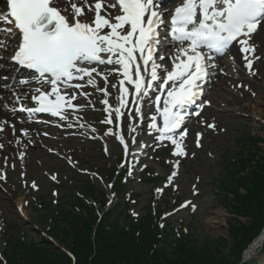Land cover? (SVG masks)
<instances>
[{"label": "snow or ice", "instance_id": "6c2138e0", "mask_svg": "<svg viewBox=\"0 0 264 264\" xmlns=\"http://www.w3.org/2000/svg\"><path fill=\"white\" fill-rule=\"evenodd\" d=\"M262 22L264 0H6V9L0 11V63L30 70L28 76H37L36 82L48 88L34 89L30 96L33 107L25 104L27 92L21 94L13 88L12 99L0 107L10 103L12 111L29 116L49 114L65 121L69 110L87 107L73 103L75 90L80 89L87 98L91 93L82 90L90 87L102 93V110L106 112L102 123L112 126L106 134L118 138L126 156L135 157L140 154L137 149L150 147L147 141L136 139L140 132L151 137L153 149L170 143V154L177 160L165 185L173 186L179 159L188 156L184 143L187 118L200 115L190 109L203 95L209 69L217 66L218 56L229 54L235 46L243 53L249 73L255 75L253 64L261 57L256 55L252 38L258 28L264 31ZM167 45L174 48V54L168 56L171 67L160 63L166 60ZM110 77L118 80L112 84L118 91L115 106L108 99ZM9 79L0 76L5 82ZM18 83L27 85L30 80ZM130 96L134 97L131 104ZM145 98L151 100L149 109L154 105L147 120ZM4 123L15 135V125L8 119ZM206 126L216 128L214 123ZM22 135L27 137L28 131L22 130ZM196 137L200 147L202 133ZM130 145H135L131 152ZM3 147L0 143V149ZM23 156L20 153L21 160ZM119 167L126 176L136 170L135 162L128 165L127 160ZM31 187L37 185L33 182ZM156 191L162 194L164 187ZM192 207L194 210L195 205Z\"/></svg>", "mask_w": 264, "mask_h": 264}, {"label": "rangeland", "instance_id": "374dc122", "mask_svg": "<svg viewBox=\"0 0 264 264\" xmlns=\"http://www.w3.org/2000/svg\"><path fill=\"white\" fill-rule=\"evenodd\" d=\"M0 7V11H3L5 0H0ZM261 27H264V22ZM252 42L256 45V55L261 57L254 63L255 75L249 73L245 62L240 65L234 58L231 60L225 57L222 61L231 67L219 69L220 77L193 111H200V115L193 114L186 124L188 136L184 143L188 156L179 159L180 166L173 186L165 185L167 176L174 170L172 163L175 160L173 161L169 154L170 147L165 144L153 149V142L149 144L148 149H137L140 154L135 157L126 156L118 138L107 135L104 131L112 128L111 125L102 123L106 113L93 108L99 105V99L103 96L90 87L85 89L91 93L90 97L83 98L88 103L91 101V104L85 108L86 114L82 112L83 124L86 126L90 123L89 129L66 133L53 128L43 130V135L24 137L20 134V128H17L13 135L12 129L6 127L0 134V143L4 145L0 149V176L5 177L0 179V259L5 249L3 220L5 225L17 224L18 228L25 231L27 239L40 242L45 238L43 229L50 224L45 213L57 211L62 207L70 209L84 179L91 178L98 197L101 193L110 195V182L104 169L113 168L119 159L127 160L128 165L135 162L136 166L126 188L128 195L132 196L129 203L132 212L143 214L148 206L153 209L160 207L168 214L172 213L170 220L176 230L192 235L197 249L210 248L215 251L222 245V253L226 255V248L233 245L228 231L229 225L235 223V216L227 211L217 196L220 179L227 164L237 161L238 154L246 153L249 149L250 145L243 142L249 137L264 135V31L259 30ZM162 64L169 67L171 61L168 58ZM6 65L4 63V66ZM117 82L116 77L109 79L108 84V99L114 106L118 91L112 84ZM4 95L12 98L11 91H4L2 96ZM2 96L1 105L5 102L2 101ZM12 107L10 103L6 108L0 107V114L1 109L11 110ZM6 110L4 116L7 117ZM144 110L147 119L154 112V107L152 113H149L148 107ZM4 116L0 117V124H4L5 128ZM213 123L216 125L215 130L206 126ZM93 128L96 129L95 132L92 131ZM197 133H202L200 147L195 143ZM143 135L144 133L140 132L137 137ZM95 136H101L103 142L95 140ZM18 138L22 142L18 144L27 145L25 149L30 151L26 153L21 149L16 153V157L11 159L6 146L17 142ZM29 139L31 143H28ZM261 147L264 151V144H261ZM133 148L135 145H130L129 151ZM20 153L24 154L23 160L20 159ZM146 168L149 171H144ZM53 176L56 177L55 180L52 179ZM157 178H160V181ZM33 182L37 185L35 189L31 187ZM160 187H164L162 194L156 191ZM113 201L109 208L118 207L115 209V214H118L124 205L117 198ZM187 201L191 203L182 207ZM42 218L47 219V222L42 224ZM242 221L251 222L245 219ZM223 239L227 240L226 244ZM52 243L59 248L56 241ZM223 245H226V248ZM215 256L219 258L217 254ZM251 259L264 264V255L253 253Z\"/></svg>", "mask_w": 264, "mask_h": 264}, {"label": "trees", "instance_id": "16d2710c", "mask_svg": "<svg viewBox=\"0 0 264 264\" xmlns=\"http://www.w3.org/2000/svg\"><path fill=\"white\" fill-rule=\"evenodd\" d=\"M244 143L250 145L249 149L227 164L217 194L235 216L228 231L233 245H223L228 250L226 255L222 245L215 251L197 249L192 235L176 233L171 223L161 229V210L153 212L150 206L143 215L134 217L129 199L123 198L126 206L121 212L115 214L117 208L106 212V196L94 199V187L87 179L70 209L62 207L45 213L50 224L46 223L44 232L71 256L46 238L40 242L27 239L25 231L14 223L7 225L3 256L9 264H259L255 259L242 263V256L264 228V135L249 137ZM116 173V169L110 170L111 180ZM124 176H118L114 185L119 198L123 195ZM92 200L96 206L90 203ZM40 220L42 224L47 222ZM259 254L264 255V246Z\"/></svg>", "mask_w": 264, "mask_h": 264}, {"label": "bare ground", "instance_id": "6f19581e", "mask_svg": "<svg viewBox=\"0 0 264 264\" xmlns=\"http://www.w3.org/2000/svg\"><path fill=\"white\" fill-rule=\"evenodd\" d=\"M231 48H233V47H231ZM230 55L235 59V61L237 63H239L240 65H243L242 57L239 56V52L237 50H231ZM221 59H223V58H221ZM221 59L220 58L216 59V65L218 66V68L221 69L222 67H226L227 69H229L231 66L228 63L223 62ZM220 75L221 74L218 71V73L215 75V78L220 77ZM114 78L115 77H110L109 79L112 80ZM10 86H11L10 89L15 88L17 91H22L23 89H25V86L23 84H17L15 82H12V84ZM201 98H203V96ZM4 99L7 100L9 98L7 96H5ZM10 100L11 99H9L8 101H10ZM3 116L4 115L0 114V117H3ZM13 116L14 115H8V118L10 119L11 122H13V124L15 125V128L25 127L26 129L30 130V133L28 136H31V137H36V134H40V129H41L40 126L33 125L32 123L26 122V121H19V120L15 119ZM18 132H19V130H18ZM6 138H8V137L6 136ZM6 149L8 152H10L11 159H14L16 157V153L18 151H20L21 149L25 150L26 153H28L30 151L29 149H25V145L18 144L16 142L9 143L8 147Z\"/></svg>", "mask_w": 264, "mask_h": 264}, {"label": "water", "instance_id": "95a60500", "mask_svg": "<svg viewBox=\"0 0 264 264\" xmlns=\"http://www.w3.org/2000/svg\"><path fill=\"white\" fill-rule=\"evenodd\" d=\"M263 239H264V230H263L262 234L255 240V243H258L259 241H262Z\"/></svg>", "mask_w": 264, "mask_h": 264}]
</instances>
